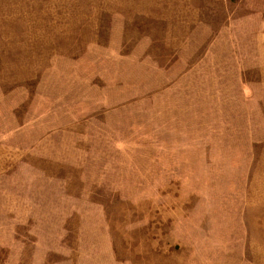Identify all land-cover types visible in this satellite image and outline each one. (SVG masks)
<instances>
[{
	"label": "rangeland",
	"instance_id": "rangeland-1",
	"mask_svg": "<svg viewBox=\"0 0 264 264\" xmlns=\"http://www.w3.org/2000/svg\"><path fill=\"white\" fill-rule=\"evenodd\" d=\"M0 264H264V0H0Z\"/></svg>",
	"mask_w": 264,
	"mask_h": 264
}]
</instances>
